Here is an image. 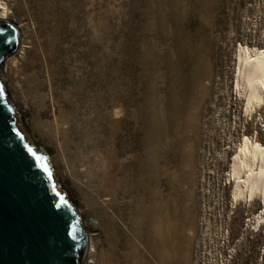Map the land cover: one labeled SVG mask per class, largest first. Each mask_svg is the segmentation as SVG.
I'll return each instance as SVG.
<instances>
[{
    "label": "rangeland",
    "instance_id": "374dc122",
    "mask_svg": "<svg viewBox=\"0 0 264 264\" xmlns=\"http://www.w3.org/2000/svg\"><path fill=\"white\" fill-rule=\"evenodd\" d=\"M2 1L21 32L8 98L92 264L111 248L116 264H264L261 200L231 201L228 179L243 138L264 147V113L248 115L233 85L239 45L264 47V0H58L54 56L48 0Z\"/></svg>",
    "mask_w": 264,
    "mask_h": 264
},
{
    "label": "water",
    "instance_id": "95a60500",
    "mask_svg": "<svg viewBox=\"0 0 264 264\" xmlns=\"http://www.w3.org/2000/svg\"><path fill=\"white\" fill-rule=\"evenodd\" d=\"M0 33V264H81L86 230L57 190L47 160L18 129L1 80L4 61L16 52L21 32L13 22L0 21Z\"/></svg>",
    "mask_w": 264,
    "mask_h": 264
},
{
    "label": "bare ground",
    "instance_id": "6f19581e",
    "mask_svg": "<svg viewBox=\"0 0 264 264\" xmlns=\"http://www.w3.org/2000/svg\"><path fill=\"white\" fill-rule=\"evenodd\" d=\"M42 7L41 19L44 24V35L49 45L48 48L52 50L53 53L51 54L54 56L61 52L60 44L63 38L62 24L64 18L63 7L58 0H48ZM10 15H12V12L9 6L4 1L0 0V21L12 22L9 17ZM22 47L27 48L24 44H22ZM238 49L239 54H237V63H235L236 67L234 70L233 85L235 89H237L239 95L244 97V110L248 115L252 114L256 109L264 113V47L257 49L239 45ZM46 58H52V56L50 57L48 54ZM6 60L8 63L10 58H6ZM36 67V64H32L30 68ZM9 71L11 72V68ZM202 74L205 75V73ZM1 80L5 82L4 72L1 73ZM8 99L10 100V98ZM10 102L12 103L11 100ZM17 127L26 141L29 142V145L38 151L36 147H34V143H32L23 131L21 125L17 124ZM145 162L144 164L147 165V161ZM139 167L141 168L142 165H139ZM50 168L52 171V166H50ZM228 174L229 181L233 183V189L230 194L231 201L238 202L247 197L253 198V196L259 198L262 203V208L256 216L252 226H254L255 229L256 227L260 228L264 226V147L256 140L253 141L249 138H243V141L237 151L232 155L229 162ZM52 176L54 180L55 175L53 174ZM56 188L59 190L58 185H56ZM152 202H154V200ZM90 237L88 236L86 255L88 257V263L92 264V257L97 256V254ZM116 259L117 255L114 249H109V254L106 257L108 264H116Z\"/></svg>",
    "mask_w": 264,
    "mask_h": 264
},
{
    "label": "snow or ice",
    "instance_id": "6c2138e0",
    "mask_svg": "<svg viewBox=\"0 0 264 264\" xmlns=\"http://www.w3.org/2000/svg\"><path fill=\"white\" fill-rule=\"evenodd\" d=\"M0 35H2V33H0ZM2 98H3V94H2V92H0V100H2ZM9 111H11V109H9ZM37 159H39V158H37ZM67 235H68L69 239H74L73 233L71 230L68 231Z\"/></svg>",
    "mask_w": 264,
    "mask_h": 264
}]
</instances>
